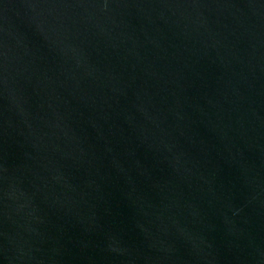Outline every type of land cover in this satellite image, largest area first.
I'll return each mask as SVG.
<instances>
[{
	"label": "water",
	"instance_id": "1",
	"mask_svg": "<svg viewBox=\"0 0 264 264\" xmlns=\"http://www.w3.org/2000/svg\"><path fill=\"white\" fill-rule=\"evenodd\" d=\"M0 264H264V0H0Z\"/></svg>",
	"mask_w": 264,
	"mask_h": 264
}]
</instances>
